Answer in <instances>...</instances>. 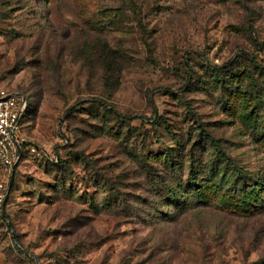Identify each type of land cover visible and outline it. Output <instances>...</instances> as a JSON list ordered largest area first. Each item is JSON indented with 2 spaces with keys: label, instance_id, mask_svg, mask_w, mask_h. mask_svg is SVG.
Instances as JSON below:
<instances>
[{
  "label": "rangeland",
  "instance_id": "374dc122",
  "mask_svg": "<svg viewBox=\"0 0 264 264\" xmlns=\"http://www.w3.org/2000/svg\"><path fill=\"white\" fill-rule=\"evenodd\" d=\"M1 91L0 264H264V0H0ZM212 168L232 192L168 205Z\"/></svg>",
  "mask_w": 264,
  "mask_h": 264
},
{
  "label": "trees",
  "instance_id": "16d2710c",
  "mask_svg": "<svg viewBox=\"0 0 264 264\" xmlns=\"http://www.w3.org/2000/svg\"><path fill=\"white\" fill-rule=\"evenodd\" d=\"M25 97L27 99V105L20 119V123H19L20 130L22 129V124L26 120V116L29 111V98L27 96ZM250 103L251 101L247 102V108L242 116L243 121L246 123H249L256 114L257 104L255 103L254 105L251 106ZM124 118L129 121H132V120L134 121L138 119L139 117L132 116V117H124ZM200 129H201V132H200L201 135H204L208 139L211 138L209 134L205 135V130H203L202 128ZM26 153L27 151L23 149L22 157H24ZM164 160L165 161L168 160V162L170 163V167H173L175 164V161L173 162L174 156L172 154L165 155ZM211 171H212L211 176H210V179L207 181L206 187L205 185H202V183L198 184L197 180L194 177L188 178L187 180L188 183H186L183 186L184 190H182L180 185H179L180 190L178 191L173 189L174 186L169 185L167 187L170 193L168 201L170 200L171 202L168 205H173L174 203L177 204V203H183V202L193 201V200H196L199 204H202V203H205L207 199H209L208 192H210L212 195H223L225 193L224 192L225 187H227L228 192L233 191L234 188L232 187H235L236 184L233 183L232 185H230L231 180L227 179V176L224 170L220 169L216 171L214 168H212ZM181 184H183V182H181ZM260 187L261 186L259 187L256 186L252 188L249 192L245 193L239 205L237 204L229 205L228 202L222 201L221 207L228 209L234 214L248 215L249 213L252 212V209L256 203L258 194L260 193L262 189V187L261 188Z\"/></svg>",
  "mask_w": 264,
  "mask_h": 264
},
{
  "label": "built area",
  "instance_id": "2783aa9c",
  "mask_svg": "<svg viewBox=\"0 0 264 264\" xmlns=\"http://www.w3.org/2000/svg\"><path fill=\"white\" fill-rule=\"evenodd\" d=\"M27 99L23 95L10 92H0V163L12 170L23 155V149L28 143L19 133V123L26 109ZM36 152V148H31ZM0 201L4 199L3 184L0 185Z\"/></svg>",
  "mask_w": 264,
  "mask_h": 264
},
{
  "label": "water",
  "instance_id": "95a60500",
  "mask_svg": "<svg viewBox=\"0 0 264 264\" xmlns=\"http://www.w3.org/2000/svg\"><path fill=\"white\" fill-rule=\"evenodd\" d=\"M24 99L26 100L25 97H24ZM17 166H18V162L16 163V165H15L14 168H13V172H12V175H13V176H14V174H15V171H16Z\"/></svg>",
  "mask_w": 264,
  "mask_h": 264
}]
</instances>
